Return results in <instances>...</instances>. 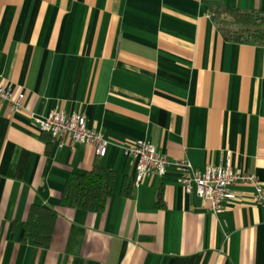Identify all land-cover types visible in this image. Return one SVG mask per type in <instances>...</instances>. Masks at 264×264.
I'll list each match as a JSON object with an SVG mask.
<instances>
[{
	"label": "crops",
	"instance_id": "obj_1",
	"mask_svg": "<svg viewBox=\"0 0 264 264\" xmlns=\"http://www.w3.org/2000/svg\"><path fill=\"white\" fill-rule=\"evenodd\" d=\"M225 8L264 11V0H0V75L25 95L17 112L0 104V264H264L253 187L235 185L214 214L176 167L136 187L124 152L150 142L197 170L231 155L264 188V39L225 40ZM55 110L84 114L106 154L45 139L35 119ZM95 167L116 176L106 210L64 207L68 178ZM33 205L58 214L46 247L22 240Z\"/></svg>",
	"mask_w": 264,
	"mask_h": 264
},
{
	"label": "built area",
	"instance_id": "obj_2",
	"mask_svg": "<svg viewBox=\"0 0 264 264\" xmlns=\"http://www.w3.org/2000/svg\"><path fill=\"white\" fill-rule=\"evenodd\" d=\"M25 95H15L5 86L0 75V104L7 103L12 112L23 108ZM42 134H48L59 148L66 146V140L73 144L94 146L98 156H104L109 141L105 136L88 127L84 114H65L62 111H52L46 117L37 116L35 119ZM125 155L136 161L134 185L140 186L153 174L164 177L167 170L176 167L179 172V183L187 195L202 198L210 204L209 211L222 214L226 210L227 202L237 200L232 188L237 184L248 185L255 189L253 202L264 207V188L258 178L233 169L231 155L219 166H208L205 170H197L187 160L172 161L162 155L150 142H137L124 148Z\"/></svg>",
	"mask_w": 264,
	"mask_h": 264
},
{
	"label": "trees",
	"instance_id": "obj_3",
	"mask_svg": "<svg viewBox=\"0 0 264 264\" xmlns=\"http://www.w3.org/2000/svg\"><path fill=\"white\" fill-rule=\"evenodd\" d=\"M215 13L216 20L221 22L219 30L225 40L240 44H260L263 41L264 11L245 12L225 8ZM227 18L229 21H226ZM43 135L45 139L54 142L50 135ZM115 181L113 171L99 167L83 174H72L65 183L61 203L73 210L83 209L89 213H102L113 194ZM131 191V184L123 186L122 192L126 196H130ZM57 218L55 210L33 205L23 224L22 240L39 247L48 246L53 239ZM16 228L17 224H13L11 230L15 231Z\"/></svg>",
	"mask_w": 264,
	"mask_h": 264
},
{
	"label": "rangeland",
	"instance_id": "obj_4",
	"mask_svg": "<svg viewBox=\"0 0 264 264\" xmlns=\"http://www.w3.org/2000/svg\"><path fill=\"white\" fill-rule=\"evenodd\" d=\"M227 20L229 21V19H228V18L226 19V21H227Z\"/></svg>",
	"mask_w": 264,
	"mask_h": 264
}]
</instances>
